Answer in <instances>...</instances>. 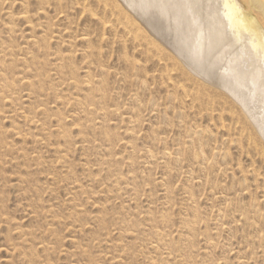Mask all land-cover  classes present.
<instances>
[{
    "label": "rangeland",
    "instance_id": "1",
    "mask_svg": "<svg viewBox=\"0 0 264 264\" xmlns=\"http://www.w3.org/2000/svg\"><path fill=\"white\" fill-rule=\"evenodd\" d=\"M117 3L0 0V264H264V89L206 54L217 0H129L153 37Z\"/></svg>",
    "mask_w": 264,
    "mask_h": 264
},
{
    "label": "bare ground",
    "instance_id": "2",
    "mask_svg": "<svg viewBox=\"0 0 264 264\" xmlns=\"http://www.w3.org/2000/svg\"><path fill=\"white\" fill-rule=\"evenodd\" d=\"M116 1L118 2V6L123 11H127L129 13V11L132 10L137 15V19L135 18L137 26L141 27L146 33L148 32L147 34L151 35V37H153L152 34L158 35L159 30H157L152 24L151 28H149L150 26L148 27V25H146L149 23H147L146 21L144 22V20L139 17L138 13L135 12V10H138L140 12V9L137 5H130L129 0L126 2L123 0ZM217 3V8L213 10L218 11V14L220 15L218 21L220 23H216L214 27L222 29V27L224 26L225 28H227L230 37L227 35V31L217 35L211 45V49L207 50L206 54L210 52L213 55L222 56L228 50L243 54L244 61L239 62L237 65V69L229 73L230 81L232 80L234 83H239L241 82L239 78L243 77L246 81L249 82V85L253 86L254 88L264 89V0H217ZM219 3H222V6H219ZM131 6L134 7L135 10ZM211 7L212 5L209 6V3H207L204 8L200 7V5H194V15H198L201 18H203L204 14L208 16L209 12L211 11ZM132 11L130 12V14L132 13ZM221 24H223V26ZM152 30H154V32ZM159 34H163L164 36L166 35L165 32H159ZM156 42H158L161 47L165 48L171 54H173L175 58L180 62V64L183 65L184 68L193 77L201 81L206 86L223 91V93H225L228 98H232L239 105L240 103L236 99H251L254 97L253 95H251L249 87H242L238 89L236 86L231 85V83L229 82L225 84L223 81H221L216 71L211 70V68L215 69V65H212L211 68L210 66L205 67L200 65L198 66V69L194 67V71H192L176 52L175 48L177 44L174 40L170 39V41H167V43L160 40ZM204 57L205 56H202L201 58ZM225 75H227V73H225ZM253 110H251V112H253ZM245 112V119L253 128L257 127V125L254 123V118H252V116L248 113V110H246ZM189 224H191V222ZM185 229H187V227Z\"/></svg>",
    "mask_w": 264,
    "mask_h": 264
}]
</instances>
